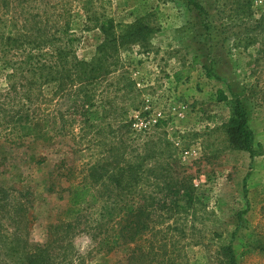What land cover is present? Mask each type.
<instances>
[{
    "label": "trees",
    "instance_id": "trees-1",
    "mask_svg": "<svg viewBox=\"0 0 264 264\" xmlns=\"http://www.w3.org/2000/svg\"><path fill=\"white\" fill-rule=\"evenodd\" d=\"M105 1L0 0V67L5 71L0 140L22 147L26 141L49 144L65 138L75 149L89 152L77 175L72 168L57 167L56 178L68 185L55 186L52 180L48 191L65 198V218L46 228L44 243L29 238L28 191L0 186V264H86L72 244L79 232L89 235L97 252L127 247L128 264H176L174 233L184 235L183 227L193 218L188 213L196 201L191 180L172 178L171 167L162 163L161 133L140 142L131 137L134 121L126 110L138 108L140 92L116 68L121 48L147 44L157 28L151 16L115 22ZM185 1L189 10L207 17L199 0ZM76 17L83 30L102 35L89 60L75 52L71 27ZM217 97L230 104L224 130L229 147L252 155L254 136L246 107L238 99L229 101L222 91ZM163 125L157 120L153 129ZM150 160L152 169L147 168ZM60 169L64 172L59 174ZM218 256V264H237L230 245L220 246Z\"/></svg>",
    "mask_w": 264,
    "mask_h": 264
},
{
    "label": "rangeland",
    "instance_id": "rangeland-1",
    "mask_svg": "<svg viewBox=\"0 0 264 264\" xmlns=\"http://www.w3.org/2000/svg\"><path fill=\"white\" fill-rule=\"evenodd\" d=\"M199 3L207 17L189 10L185 0L105 1L115 22L151 16L157 28L147 44L136 43L118 53L117 72H126L140 92L138 108L126 110L134 121L131 137L140 142L161 133L162 163L171 167L172 178L191 180L196 201L188 213L193 218L183 227L184 235L174 233L176 264H218L222 245L232 247L237 264H264V0ZM71 28L76 55L89 60L103 40L101 33L83 30L79 17ZM4 74L0 67V89L5 87ZM218 91L246 107L254 136L252 155L229 147L224 130L231 109L227 101L218 100ZM157 120L164 125L153 129ZM88 159L89 152L75 149L71 139L26 141L22 147L0 140V186L30 194L31 242L44 243L46 228L65 218V198L48 191L52 180L55 186L68 185L56 178L57 167L72 168L77 175ZM153 166L154 161L147 162V168ZM3 215L0 208V224ZM72 244L86 264H128L127 247L97 252L85 232L77 233Z\"/></svg>",
    "mask_w": 264,
    "mask_h": 264
}]
</instances>
